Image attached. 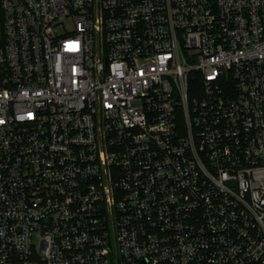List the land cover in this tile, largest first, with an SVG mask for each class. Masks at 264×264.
I'll use <instances>...</instances> for the list:
<instances>
[{"label": "built area", "instance_id": "1", "mask_svg": "<svg viewBox=\"0 0 264 264\" xmlns=\"http://www.w3.org/2000/svg\"><path fill=\"white\" fill-rule=\"evenodd\" d=\"M0 264H264V0H0Z\"/></svg>", "mask_w": 264, "mask_h": 264}, {"label": "rangeland", "instance_id": "2", "mask_svg": "<svg viewBox=\"0 0 264 264\" xmlns=\"http://www.w3.org/2000/svg\"><path fill=\"white\" fill-rule=\"evenodd\" d=\"M36 243H38L37 239H36Z\"/></svg>", "mask_w": 264, "mask_h": 264}]
</instances>
